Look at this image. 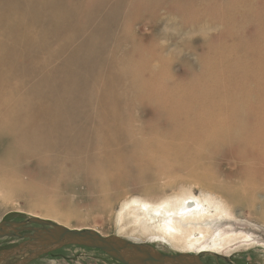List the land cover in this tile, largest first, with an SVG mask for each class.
<instances>
[{"label": "bare ground", "instance_id": "bare-ground-1", "mask_svg": "<svg viewBox=\"0 0 264 264\" xmlns=\"http://www.w3.org/2000/svg\"><path fill=\"white\" fill-rule=\"evenodd\" d=\"M168 1L170 0L153 3L147 0L149 4L146 8L150 9V12L146 18H151L161 11L178 16L184 15L187 18L207 11L205 6H201L203 0H179L180 3ZM20 2L21 11L18 12V17H22V22L5 23L0 19V30L6 31L10 38H13L11 33L15 31L29 34L35 33V28L43 30L46 27L50 29L45 34L62 38L69 36L70 31L78 30L76 26L81 22L84 33L88 35L85 45L90 49L104 51L113 48L111 52H118L114 56H120L123 52H134L129 56L123 55L118 62L114 57L112 63L105 62L107 64L105 75L101 78L104 79L102 83L106 85V94L102 93V98L95 101L97 108L101 110V117L96 119L90 115L82 125H79L78 120L68 117L67 120L73 127L68 129L64 117L59 113V110L68 112L70 108L72 109L68 104L61 105L59 110L52 109L53 112L38 116L37 121H41L42 125L49 129V133H62L67 129L63 142L66 141L72 147H68L67 153L52 155L45 161L47 169L55 170L54 168L58 167L57 169L61 171L59 174L55 170L57 172L55 178L61 182H71L77 193L86 195L96 205H110L124 187H137L142 196L127 199L121 205L122 226L126 221L125 227L136 225L152 236L161 237L175 246L180 245V249L183 250L179 254H190L198 258L206 254L225 259L231 255L232 251L229 249L236 243L242 244L239 248L250 247L248 236L231 233L226 234L214 245L206 244L198 252H193L189 248L190 245L201 241L196 237V233L198 236L206 235V231L198 229L200 226L228 218L237 221L238 215L231 212V206L249 208L252 211L257 197L264 194V98L260 97L264 94V86L255 88L257 85L255 84L253 89L247 87L248 89L242 91L246 95L252 94L254 98L236 99L234 94L231 98L227 90L222 91L218 85L219 67L217 66L213 72L214 52H221L218 45H202L200 48L196 46L193 48L195 51H200L204 47L205 52H208L202 61L205 64L207 60L211 61L208 69L210 79L207 82L208 75L198 74L189 68L185 69L184 77L203 82L200 90L204 89V96L207 97L202 98L203 91L199 90L197 93L200 98L179 100L160 98L162 102L159 105L164 109L160 113L174 119L181 130L178 128V133L159 140L160 142L152 141L148 144L146 141H139L135 146L130 141L131 146L124 148L126 138L123 126L128 124L123 125L120 121L118 105L117 110L116 107L113 108L112 102L116 104L118 99L114 91L116 84L121 83V87L135 88L137 93L150 99L157 96L159 94L157 88L162 87L166 88L165 93H170L167 97L172 98L174 93L169 89V84L177 86L182 84L170 74L172 62L161 54L167 52L166 47L161 48L157 44V37L162 35L160 26L151 25L152 21L146 22L150 25L147 26L145 36L139 35L145 28L143 26L145 23L138 31L139 36H135L133 28L131 29L136 20L133 16H139L140 11L145 8L144 0H20ZM14 3L18 2L11 0L0 2L1 17L6 19L11 17L9 14L12 13ZM75 3L79 4L80 8L87 5L88 14L79 13L76 16ZM128 3L136 6L134 13L127 20V23L131 24L127 29H130L124 32L127 33L125 36L121 29L118 44L108 46L107 43L114 39L112 37L114 32L119 29L116 24L112 27L114 21L123 5ZM211 6L215 9L214 5ZM198 30L201 33L204 28L200 27ZM103 38L107 42L101 43ZM70 43L69 39L66 44L60 46V50L67 51L66 59L76 66L81 63L82 55L79 57L78 48ZM184 47L188 48L185 44ZM103 53L101 57L91 56L88 62H84V67L89 68L88 66H93L94 61L104 59ZM263 64L264 61L261 59L253 68L259 69ZM81 74L72 72V80L69 79V88L74 93ZM85 74L86 72L83 77ZM83 77L79 80L82 84ZM257 78L261 79L262 83L264 72H258ZM8 79L9 76L3 75L0 71V137L8 138L11 128L15 127L11 135L15 140H24V91L19 86L10 84ZM221 80L228 79L221 75ZM156 99L157 97L154 98L155 103ZM134 111L127 109L125 114H134ZM73 113L75 117L76 113ZM92 120L95 122L94 125L90 124ZM42 138L47 139L46 136ZM79 143L85 144L78 145ZM92 143L96 144L95 149L99 151L94 155L88 154L93 148L90 146ZM54 146L55 143L50 144L49 149L60 152L59 147L53 148ZM38 164L43 168L40 163ZM130 168L135 171L132 181L128 180L127 171ZM4 171L0 168V175H3ZM180 172L185 174L186 183L203 186L206 192L196 197L191 188L181 186L171 195L162 194L160 183L165 181L169 187L174 186L178 180L170 177ZM149 181L153 183L146 185ZM92 188H96L95 191ZM35 218L72 230H93L108 238L96 227L80 223L79 219L74 220L64 213L45 211L41 217ZM132 242L138 243L136 240Z\"/></svg>", "mask_w": 264, "mask_h": 264}, {"label": "rangeland", "instance_id": "rangeland-1", "mask_svg": "<svg viewBox=\"0 0 264 264\" xmlns=\"http://www.w3.org/2000/svg\"><path fill=\"white\" fill-rule=\"evenodd\" d=\"M2 1L5 0H0V2ZM11 1L18 2L13 4L12 13L8 12L11 17L6 19L1 17L2 14L0 13V19L5 23L22 22V17H18V12L21 11L20 0ZM155 1L159 3L161 0H151L153 3ZM165 1L162 0V2ZM175 1L180 3L179 0L168 2L174 3ZM213 1L214 3H212ZM72 4L73 1H71ZM144 4L145 8L140 11L139 16L133 14V19L136 20L131 29L133 28L132 31L135 36H145L148 30L147 26L150 25H147L146 22L152 21L151 25L160 26L162 35L157 37V44L161 48L162 46L166 47L167 52H161V54L172 62V66L169 68L170 74L182 84L179 86L169 84V89L174 93L172 98L167 97L170 93H165L166 88H157L159 93L155 96L157 103L154 102L155 97L146 98L137 93L135 88L121 87V83L116 84L114 91L118 99L116 104L112 102L113 108L116 107L117 110L118 105L120 121L123 125L124 123L128 124V126H123L124 137L126 138L124 148L130 145V141L135 146L138 145L137 142L139 141H146L148 144H151L152 141L160 142L178 133V128L181 130L174 119H171L167 114L160 113L164 110L159 105L162 102L160 98L178 100L200 98L197 91L204 85L203 82L188 80L184 77L185 69L189 68L198 74L208 75L206 77L207 82L210 79L208 69L211 61L207 60V64L202 61L208 52H205L204 47L200 51H195L193 48L196 46L200 48L202 45H218L221 52H214L213 67H215L213 72L218 66L220 74L218 85L222 91L226 89L231 98L232 94L236 99L254 98L255 96L252 94L246 95L242 91L248 89L247 87L253 89L255 84H257L255 88L264 86L262 85L264 81L261 83V79L257 78L258 72H264V64L259 69L253 68L261 59L264 61V0H203L201 6H205L207 11L188 18L184 15L178 16L164 11L153 15L151 18H146L149 16L150 9L146 8L149 4L147 0H144ZM211 5H214L215 9ZM135 7L133 3L123 5L112 26L114 27L116 24L119 29L114 32V36H112L114 39L107 43L108 46L118 44L119 34H122L121 29L124 36L127 34L124 32L129 30L130 28L127 29V27L131 25L127 23V20L134 13ZM74 8H76V12H74L76 16L79 13L86 15L89 11L87 5L80 8L79 4L75 3ZM65 14L67 15L68 12L66 11ZM39 17L41 18L40 14ZM233 18L235 19L233 20ZM144 23L145 28L142 29L141 25ZM195 25L196 27H194ZM76 27L78 30H72L69 32L71 33L69 36L66 35L62 38H54L45 34L50 29L49 27L43 30L35 28V33L29 34H24L23 31H15L11 33L13 38H10L6 31L0 30V71L3 75L9 76L8 82L10 84L17 85L24 91V140H15L14 136L11 135V131L15 127L11 128L8 138L0 137V168L6 171L0 175V223L21 222L37 216L41 217L45 211L64 213L74 220L79 219L80 223L96 227L108 237H124L146 244L163 254H179L183 250L180 249V245L175 246L167 240L161 239V237L152 236L136 225L125 227L126 221L123 222L122 226L121 205L127 199L142 196V193L136 189L137 187H124L110 205H96L86 195L77 193L71 182H61L55 178L57 177L55 170L61 174V171L57 169L58 167L54 168L55 170H49L45 167V161L50 156L63 155L67 153L68 147H72L66 141L63 142L66 139L65 131L67 129L62 133H49V129H46L41 121H37L38 116L51 113L53 112L52 109L59 110L61 105L68 104L72 107L68 112L59 110L68 129L73 128L67 120L68 117L78 120L79 125L84 124L86 117L90 115L95 116L96 119L101 117V110L97 108L95 101L102 98V93L106 94V85L102 83L104 79L101 78L102 75H105L104 70L107 65L105 62L112 63L113 57L118 62L123 55L129 56L134 53L123 52L120 56H114L118 52H111L113 48L104 51L92 50L85 45V39L88 35L84 33L82 23L80 22ZM200 27L204 28L201 33L198 30ZM140 28L142 32H139L141 34L138 35ZM69 39L71 40L70 44L76 46V49L78 48L79 57L82 55L81 63L76 66H73L66 59L67 51L60 50V46L66 44ZM104 41L107 42L103 38L101 43ZM184 44L188 48H185ZM102 52H104V59L94 61L93 66L87 64L91 69L84 67V62H88L91 56L101 57ZM71 68L73 69L69 73ZM160 69L161 65L159 64L158 70ZM72 72H77L78 75L82 73L79 80L86 72L82 80L84 83L82 84L78 80L75 93L69 88ZM221 75L228 80H221ZM200 91H203L201 97L206 98L204 89ZM240 93L243 95L241 96ZM260 97L264 98V94ZM261 99L259 98V100ZM127 109H134V114H125ZM73 112L76 113L75 117ZM26 120H28V125H26ZM32 120L34 122H31ZM90 124L94 125L95 122L92 120ZM43 136H46L48 140L42 138ZM54 143L53 148L59 147L60 152L49 149L50 144ZM83 144L85 143L78 145ZM90 146L93 148L91 151L89 150L88 154L94 155L99 152L95 149V143L90 144ZM127 173L129 174L128 180L132 181L135 177V171L130 168ZM170 178L178 181L173 184L174 186L170 185L171 187L162 181L160 186H162L161 193L164 195L173 194L181 186L191 188L192 192L197 195L196 197L202 196L206 192L203 186L186 183L184 180L186 176L181 172L175 173ZM152 183L149 181L146 185ZM92 189L95 191L96 188ZM231 212L238 215L237 221L228 218L200 226L198 229L206 231V235L198 236L196 233V237L200 238L201 241L190 245L189 248L193 252H198L208 243L214 245L226 234L242 233L249 237L248 244L251 245L250 247L239 248L242 244L236 243L229 249L232 252L228 258L223 259L203 254L199 257L200 260L204 264H264V194L257 197L252 211L249 208L242 209L231 206ZM23 242L24 240L19 237L1 238L0 253ZM223 251L225 252L226 249ZM21 258L23 256L0 260V264H16ZM28 264L120 263L98 250L66 246L44 254Z\"/></svg>", "mask_w": 264, "mask_h": 264}, {"label": "water", "instance_id": "water-1", "mask_svg": "<svg viewBox=\"0 0 264 264\" xmlns=\"http://www.w3.org/2000/svg\"><path fill=\"white\" fill-rule=\"evenodd\" d=\"M5 237L24 240L22 244L0 253L1 261L23 256L16 264H28L66 246L99 250L121 264H204L197 256L190 254H163L147 245L118 236L105 238L93 230H72L38 218L1 222L0 239Z\"/></svg>", "mask_w": 264, "mask_h": 264}]
</instances>
